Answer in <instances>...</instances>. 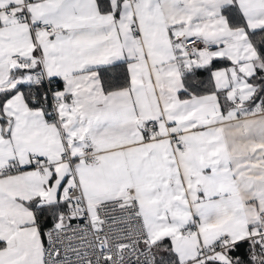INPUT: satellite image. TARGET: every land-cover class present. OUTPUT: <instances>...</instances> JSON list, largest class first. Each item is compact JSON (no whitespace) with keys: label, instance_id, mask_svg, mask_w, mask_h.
I'll return each instance as SVG.
<instances>
[{"label":"snow or ice","instance_id":"1","mask_svg":"<svg viewBox=\"0 0 264 264\" xmlns=\"http://www.w3.org/2000/svg\"><path fill=\"white\" fill-rule=\"evenodd\" d=\"M0 264H264V0H0Z\"/></svg>","mask_w":264,"mask_h":264}]
</instances>
